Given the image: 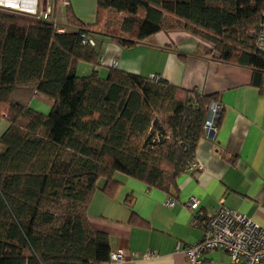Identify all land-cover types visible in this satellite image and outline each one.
I'll use <instances>...</instances> for the list:
<instances>
[{
	"label": "trees",
	"instance_id": "obj_1",
	"mask_svg": "<svg viewBox=\"0 0 264 264\" xmlns=\"http://www.w3.org/2000/svg\"><path fill=\"white\" fill-rule=\"evenodd\" d=\"M65 14L63 27L0 9V264L107 263L109 238L86 215L95 192L121 174L170 195L205 136L215 96L115 67L100 77L99 43L128 50L186 30L264 94V0H97L93 24ZM36 96L46 114L30 107Z\"/></svg>",
	"mask_w": 264,
	"mask_h": 264
},
{
	"label": "crops",
	"instance_id": "obj_2",
	"mask_svg": "<svg viewBox=\"0 0 264 264\" xmlns=\"http://www.w3.org/2000/svg\"><path fill=\"white\" fill-rule=\"evenodd\" d=\"M49 4V21L59 26H66L67 9L82 23L95 22L97 0H68L66 7L58 0ZM116 48L105 47L101 66L111 62V68L148 78L155 75L183 90L213 95L221 108L214 133L196 145L198 169L179 173L175 192L169 195L124 176L115 177L121 184L110 192H95L86 210L88 222L108 236L111 253H125L122 263L105 264H187L183 247L202 239L197 212L186 206L191 198L199 201L203 216L224 207L264 229V94L253 86L252 71L207 56L208 45L186 30L159 32L132 49ZM86 71L80 75H87ZM50 106L38 96L30 103L43 114ZM6 128L0 118V136ZM167 198L173 206L164 205ZM146 252L152 256L143 258ZM205 258L208 264H229L220 250Z\"/></svg>",
	"mask_w": 264,
	"mask_h": 264
},
{
	"label": "built area",
	"instance_id": "obj_3",
	"mask_svg": "<svg viewBox=\"0 0 264 264\" xmlns=\"http://www.w3.org/2000/svg\"><path fill=\"white\" fill-rule=\"evenodd\" d=\"M62 7L68 6V0H58ZM49 0H35L34 9L24 12L32 17L49 21ZM63 30H58L62 32ZM83 43L94 45L91 39H85ZM264 48V26L258 37V43ZM115 65V63L113 64ZM150 79L157 81L158 77L151 75ZM220 105L216 102L209 107V117L205 122V135L210 136L215 131L214 120ZM194 160L188 163L185 170H197ZM174 201L167 198L164 202L166 207L173 206ZM186 206L193 212H197L196 220L201 228L202 239L192 245H185L182 254L187 264H208L205 255L214 250L223 251L229 260V264H264V229L259 227L251 219L241 213L220 207L214 213L203 216L199 212V201L191 198ZM178 247V244H177ZM152 253L146 252L143 258H150ZM125 260L123 251L109 254V263H122Z\"/></svg>",
	"mask_w": 264,
	"mask_h": 264
},
{
	"label": "rangeland",
	"instance_id": "obj_4",
	"mask_svg": "<svg viewBox=\"0 0 264 264\" xmlns=\"http://www.w3.org/2000/svg\"><path fill=\"white\" fill-rule=\"evenodd\" d=\"M38 2H39V0H38ZM0 9H5V10H9V11H12V12H17V13H23V14H26V13H24V12H21V11H19V10H16V9H9V8H6V7H2V6H0ZM116 17H114V21L116 22ZM91 20H94V18L93 19H91ZM92 22V21H91ZM114 22V23H115ZM107 45H110V47H114V48H116L117 47V45H115V44H113V43H110L109 44V42L107 41V40H105V41H103V42H101V43H99L98 45H97V50H98V53H99V57H100V60L102 61V58H103V54H104V52H105V47L107 46ZM117 49V48H116ZM79 68L77 69V74L78 75H80V74H83L82 72H83V69H85V70H87L86 71V73H87V75L88 74H90V72H91V67L89 66V65H87V64H83V63H79V66H78ZM112 67V63L110 62V65H107V64H103L100 68H99V75H100V77H105L106 76V74H107V70H108V68H111ZM158 138H160L159 136H158ZM157 138V139H158ZM122 175L121 174H116L115 175V177H118V178H120Z\"/></svg>",
	"mask_w": 264,
	"mask_h": 264
},
{
	"label": "bare ground",
	"instance_id": "obj_5",
	"mask_svg": "<svg viewBox=\"0 0 264 264\" xmlns=\"http://www.w3.org/2000/svg\"><path fill=\"white\" fill-rule=\"evenodd\" d=\"M35 0H0V6L16 9L21 12H31L34 9Z\"/></svg>",
	"mask_w": 264,
	"mask_h": 264
},
{
	"label": "water",
	"instance_id": "obj_6",
	"mask_svg": "<svg viewBox=\"0 0 264 264\" xmlns=\"http://www.w3.org/2000/svg\"><path fill=\"white\" fill-rule=\"evenodd\" d=\"M212 135V134H211Z\"/></svg>",
	"mask_w": 264,
	"mask_h": 264
}]
</instances>
